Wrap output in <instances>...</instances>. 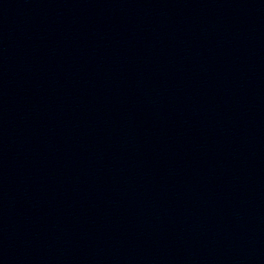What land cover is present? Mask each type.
Listing matches in <instances>:
<instances>
[{"label":"water","instance_id":"1","mask_svg":"<svg viewBox=\"0 0 264 264\" xmlns=\"http://www.w3.org/2000/svg\"><path fill=\"white\" fill-rule=\"evenodd\" d=\"M0 264H264V0H0Z\"/></svg>","mask_w":264,"mask_h":264}]
</instances>
